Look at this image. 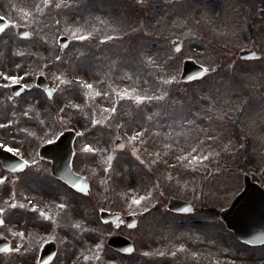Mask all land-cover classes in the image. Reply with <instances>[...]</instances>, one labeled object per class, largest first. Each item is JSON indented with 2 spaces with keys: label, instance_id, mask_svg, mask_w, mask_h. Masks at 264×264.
I'll use <instances>...</instances> for the list:
<instances>
[{
  "label": "rangeland",
  "instance_id": "rangeland-1",
  "mask_svg": "<svg viewBox=\"0 0 264 264\" xmlns=\"http://www.w3.org/2000/svg\"><path fill=\"white\" fill-rule=\"evenodd\" d=\"M66 2L69 7L56 8L57 0L49 6L44 0H0V14L34 36L19 40L13 27L0 36V71L47 64L48 78L86 79L93 86L82 85L77 99L70 92L63 103L79 105L65 107L68 115L82 120L81 139L94 143L100 171L96 184L101 182L104 195L116 200L111 207L139 219L134 230H119L133 242L132 256L107 248L113 229L96 218L99 236L73 264H264V245L238 243L219 220V212L242 190L243 174L264 189V61L237 57L243 48L264 51V0ZM37 4L38 12L33 11ZM26 12L31 16L25 18ZM66 24L71 25L67 30ZM60 35L71 40L65 50L57 44ZM77 36L88 40L80 42ZM173 39L183 43L178 54ZM186 59L214 71L183 84L179 74ZM160 77L174 79L164 84ZM121 92L126 95L119 104ZM9 96L0 90L4 112L15 109ZM145 96L161 99L136 104L137 97ZM94 116L108 120L106 127H94ZM59 130L56 121L55 134ZM135 133L140 136L133 140ZM115 138L124 143L123 152L114 151ZM170 196L190 202L197 211L170 213ZM64 262L61 252L55 264ZM0 264L24 262L13 255L6 261L0 257Z\"/></svg>",
  "mask_w": 264,
  "mask_h": 264
},
{
  "label": "flooded vegetation",
  "instance_id": "flooded-vegetation-1",
  "mask_svg": "<svg viewBox=\"0 0 264 264\" xmlns=\"http://www.w3.org/2000/svg\"><path fill=\"white\" fill-rule=\"evenodd\" d=\"M15 68L16 82L21 83L24 89L14 97L15 109L10 114L0 110V125H7V121L12 120L11 125L0 128V142L19 149L18 153L10 152L12 156H8V160H0V176L5 177V181L0 183V208L5 209L1 213L4 223L0 234L13 247L8 256L1 257L6 261L15 255L24 264H36L42 246L52 241L56 244L57 256L63 253L64 264H73V259H81L88 250L87 245L91 247L93 238L99 236L95 227L96 213L109 210L115 200L104 198L101 182L96 184L100 179L99 154L86 149V142L78 139L73 142L71 167L77 176L97 186L94 193L82 194L55 176L52 161L41 151L55 139V122L58 120L54 111L55 102L69 107L63 101L71 93L77 99L75 92L86 83L74 84L73 87L68 85L62 91L53 80H47V87L54 91V96L49 98L32 83L37 76H44L45 69L38 74V69L34 71L36 67L33 66ZM56 95L58 99L54 100ZM67 109L61 111L64 120H58L63 130L73 128L72 125L81 128L82 120L76 115H68ZM25 111L28 116L23 115ZM47 153L50 155V152ZM21 157L28 164L17 167L23 163ZM33 204L36 205L35 210L31 207ZM60 204L65 207L59 208ZM41 212L46 213V217ZM77 223L79 228L74 227ZM14 232L18 234L13 235ZM74 250H77V255Z\"/></svg>",
  "mask_w": 264,
  "mask_h": 264
},
{
  "label": "water",
  "instance_id": "water-1",
  "mask_svg": "<svg viewBox=\"0 0 264 264\" xmlns=\"http://www.w3.org/2000/svg\"><path fill=\"white\" fill-rule=\"evenodd\" d=\"M0 27L5 29L7 24L0 20ZM20 31L21 29H18V34L23 36ZM173 47L175 51H179L181 44L173 41ZM239 56L241 58H258V55L251 50H243L239 53ZM204 74L205 72L201 67L191 61H186L183 65L181 80L190 81L200 78ZM68 182L73 185L74 181L68 180ZM243 183L244 189L234 198L229 208L220 212V219L226 228L232 231L240 241L250 245L261 244L264 242V191L255 183H252L247 175L243 177ZM168 207L171 211L178 213H192L194 211L186 202L173 198L169 199ZM101 218L104 221L115 220L117 215L102 213ZM108 244L127 254L133 251L131 244L118 236L110 237ZM126 249H131V251H126Z\"/></svg>",
  "mask_w": 264,
  "mask_h": 264
},
{
  "label": "snow or ice",
  "instance_id": "snow-or-ice-1",
  "mask_svg": "<svg viewBox=\"0 0 264 264\" xmlns=\"http://www.w3.org/2000/svg\"><path fill=\"white\" fill-rule=\"evenodd\" d=\"M44 3H45V4H48V3H50V0H44ZM55 6H56V8H61V7H63V8H67V7H69V4L66 2V0H57V3H56ZM12 7H16V6H15V5H12ZM39 10H40V8H39V5L37 4L36 7L33 9V11H37V12H38ZM31 14H32L31 12H26V13H25V18H28L29 16H31ZM2 19H3V18L0 17V20H2ZM33 20L39 25V23H40L39 20H36L35 17H33ZM10 23H11V21H10ZM60 23H61L60 20H56V21H55V24H56V25H60ZM70 27H71V25H67V24H66L65 30H67V29L70 28ZM3 30H4V29H3L2 27H0V31H3ZM37 34H38V33H37ZM23 35H24L25 37H27V36H29L30 34H29L28 32H24ZM76 38H77V39H80V40H83V39H85L86 37H84V36H77ZM41 39H42V40H45L46 37H42ZM104 39H105V40H108V39H111V37L105 36ZM18 54H19V53H18ZM61 59H62L61 56H59V55L55 56V60H56V61H60ZM148 59L151 60V57H148ZM17 67H19V65H17ZM206 71H214V69L211 68V67H209L208 69H206ZM25 75H27V73H25ZM7 79L12 80V81L15 82L16 77H15V76H8ZM160 79L162 80V82H163L164 84H171V83H172V80H173L174 78L163 79V77H160ZM65 83H70V81H65ZM84 86H85L86 88H88V89H92V87H93L92 84H85ZM95 95L99 96L100 93L97 92V93H95ZM104 95L106 96L107 93L105 92ZM120 95H121V96H124V95H126V94L123 93V92H121ZM162 95H166V93H164V94H162ZM9 99H11V98L9 97ZM137 99H147V100L157 99V100H158V99H161V96H145V97H137ZM72 107H73V108H78L79 105H77V104H73ZM110 111H111L112 113H115V112H116V108H115V107H112V108L110 109ZM14 114H15V113H14ZM23 115H24V116H28V112H27V111L23 112ZM148 119H152V116L149 115ZM11 124H12V120H8V121H7V125H11ZM7 125H0V128H2V127H6ZM117 126L119 127V125H117ZM139 136H140V133H135V134L133 135L132 139H133V140H136ZM0 146H2L3 148L7 149L9 152H13V153H18V152H19V149H18V148L10 147V146H9L7 143H5V142H0ZM85 148L88 149L89 151H96V149L89 148L88 145H85ZM133 151H135V149H133ZM201 158L203 159L204 157H201ZM21 160L23 161V163L17 165V167H23L24 165L28 164V161H27V160H23V157H21ZM111 161H112V157L109 156V157H108V161H107L109 167H111ZM33 163H35V161H33ZM4 181H5V177L0 176V183H3ZM74 186H75V185H74ZM142 199H144V198L141 197V198L138 199V200H134L133 203H134V204H139V203H140V200H142ZM31 207H32L34 210L36 209V205H35V204L31 205ZM58 207L61 208V209H63V208L65 207V205H64V204H60V205H58ZM4 211H5L4 208H0V213H3ZM41 215L46 217V213H44V212H41ZM3 223H4V221H3V220H0V224H3ZM74 227L79 228L80 225L77 223V224L74 225ZM17 234H18V233H15V232L13 233V235H17ZM19 234H20V235H23V233H19ZM95 247H96L97 250L100 249V245H99V244H96ZM19 250H20V249H16V251H19ZM24 251H27V249H24ZM126 251H131V249H126ZM84 258H85V259H88V257H84Z\"/></svg>",
  "mask_w": 264,
  "mask_h": 264
}]
</instances>
